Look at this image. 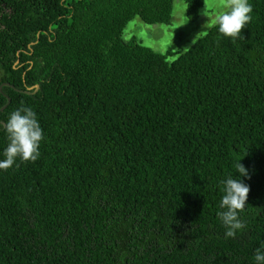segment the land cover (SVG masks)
<instances>
[{
  "label": "trees",
  "instance_id": "obj_1",
  "mask_svg": "<svg viewBox=\"0 0 264 264\" xmlns=\"http://www.w3.org/2000/svg\"><path fill=\"white\" fill-rule=\"evenodd\" d=\"M249 3L238 39L215 25L170 63L122 34L169 25L174 0H0V160L22 104L44 133L37 161L0 169V264H255L264 0ZM230 175L250 186L235 238L217 215Z\"/></svg>",
  "mask_w": 264,
  "mask_h": 264
},
{
  "label": "clouds",
  "instance_id": "obj_2",
  "mask_svg": "<svg viewBox=\"0 0 264 264\" xmlns=\"http://www.w3.org/2000/svg\"><path fill=\"white\" fill-rule=\"evenodd\" d=\"M252 12L253 7L249 0H225L223 9L215 17V23L219 26L222 35L238 39L242 30L251 22ZM204 14L208 16L206 6ZM205 27L208 28V24ZM206 35L207 31H202L197 35L196 40ZM3 127L7 133L8 145L4 149L5 159L0 160V169L7 170L13 167L17 158L33 163L39 159L44 133L31 107L22 104L13 110ZM234 167L241 176L248 175L241 160L236 162ZM220 183L223 185L224 195L219 206L224 210L217 215L226 228L225 238H235L238 231L246 228V222L240 218V213L246 209L250 186L231 175ZM254 262L264 264V245L256 249Z\"/></svg>",
  "mask_w": 264,
  "mask_h": 264
},
{
  "label": "rangeland",
  "instance_id": "obj_3",
  "mask_svg": "<svg viewBox=\"0 0 264 264\" xmlns=\"http://www.w3.org/2000/svg\"><path fill=\"white\" fill-rule=\"evenodd\" d=\"M225 0H204V7L196 18H189L184 1L174 0L172 20L169 25L144 23L139 17L131 20L123 31L122 39L128 43L132 40L151 48L155 52L167 55L168 62H174L186 52L196 40L197 35L217 25L216 15L223 9ZM205 6L207 15L204 14ZM208 24V28L205 25ZM204 37V36H203Z\"/></svg>",
  "mask_w": 264,
  "mask_h": 264
},
{
  "label": "water",
  "instance_id": "obj_4",
  "mask_svg": "<svg viewBox=\"0 0 264 264\" xmlns=\"http://www.w3.org/2000/svg\"><path fill=\"white\" fill-rule=\"evenodd\" d=\"M3 87H11V88H14L12 85H10V84H8V83H4V84H2V85L0 86V92H2ZM38 90H39V86L37 85V86H36V90H35L34 93H36ZM24 93H25V94H30L29 91H25ZM7 99H8V104H9V103L11 102V99L8 98V97H7ZM5 107H6V106H5ZM5 107L1 108V109H0V112H2V111L5 109Z\"/></svg>",
  "mask_w": 264,
  "mask_h": 264
}]
</instances>
